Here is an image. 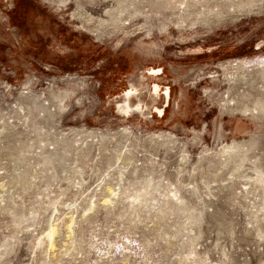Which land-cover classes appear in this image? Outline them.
I'll list each match as a JSON object with an SVG mask.
<instances>
[{"label":"rangeland","instance_id":"rangeland-1","mask_svg":"<svg viewBox=\"0 0 264 264\" xmlns=\"http://www.w3.org/2000/svg\"><path fill=\"white\" fill-rule=\"evenodd\" d=\"M239 1L0 0V264H264V116L234 110L264 100V0L215 16Z\"/></svg>","mask_w":264,"mask_h":264},{"label":"bare ground","instance_id":"bare-ground-1","mask_svg":"<svg viewBox=\"0 0 264 264\" xmlns=\"http://www.w3.org/2000/svg\"><path fill=\"white\" fill-rule=\"evenodd\" d=\"M199 1V0H198ZM209 1V0H208ZM257 1V0H256ZM254 0H245V1H239L238 3H236L234 6H232V4H234V3H232L231 5H229L230 7H226V8H228V10L227 11H225V12H222V10H217L216 9V12H215V16L217 17V19H220V18H225L226 17V15H229L228 13H229V11H230V9H231V11L232 12H234V11H236L237 10V7L239 8V12L241 13L242 12V9H244V7L247 5V8L246 9H248V12H253L254 10L253 9H255V6H254ZM177 3V2H176ZM184 3V2H183ZM193 4V3H192ZM195 5H196V3H195ZM198 6H200L199 4H197ZM250 6V8H248ZM261 8V7H260ZM211 9V8H210ZM222 9V8H221ZM205 10V9H204ZM212 10H214V9H212ZM259 10H261V9H259ZM199 11V10H198ZM224 11V10H223ZM245 11V10H244ZM139 13H140V15L141 14H143L144 15V13L140 10V11H138ZM204 12V11H203ZM255 12H257V10H255ZM259 12H261V11H259ZM200 13H202V12H200ZM242 13H244V12H242ZM241 13V14H242ZM148 14V13H147ZM172 14V13H171ZM203 14V13H202ZM149 15V14H148ZM145 16V15H144ZM238 14H237V12H235L234 14H232V15H230V17H232V18H238ZM147 17V16H146ZM198 19H200L198 22H201V23H203V24H205V25H210L211 24V22H210V18H199V17H196V18H194L193 20H191L190 22H189V24H187V23H185L184 21H181V22H174L175 23V25L177 26V27H180V28H182V27H186L187 25H191V24H194L195 22H197V20ZM118 20H121V18H118ZM171 21V20H170ZM152 27V26H151ZM163 27H165V24H162L161 26L159 25V29H161V28H163ZM152 28H147V32H149L150 30H151ZM261 47V45L260 44H257V48H260ZM239 63H241V64H243V65H245L246 64V62L245 61H239ZM239 63H237V62H234V63H229V64H221V67L223 68V70L225 71V78H226V80H228V81H236L238 78H244V72H241V71H239L238 70V67H239ZM154 70V75H158L159 74V72L161 71V69L160 68H154L153 69ZM160 88H162V87H160L159 86V84H157V83H154L153 84V86H152V92L154 93V94H156V95H159V91H160ZM162 90V89H161ZM164 94H165V96L166 97H168V95H169V93H168V89L166 88L165 89V91H164ZM252 107H253V109L252 108H249L248 106H246V105H241V106H237V108H234V110L237 112V110H238V113H240L241 115H244V116H246V115H249L250 117H258V116H264V100H261V99H257V100H255L254 101V103H253V105H252ZM245 144H247V142L245 141V140H242V141H236V140H232L231 141V143H229L228 144V147H226V146H223V147H221V150L222 151H226V150H230L229 148H233V147H238V148H240V147H244V145ZM145 192V191H144ZM144 194V193H143ZM140 195H142V194H140L139 193V196ZM136 197H138V196H136ZM53 228V227H52ZM54 233V229H50V231L48 232V234L49 235H52Z\"/></svg>","mask_w":264,"mask_h":264}]
</instances>
